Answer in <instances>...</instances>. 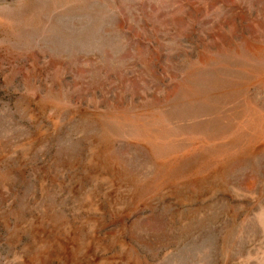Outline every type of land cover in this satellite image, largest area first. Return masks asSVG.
<instances>
[{
	"label": "rangeland",
	"instance_id": "rangeland-1",
	"mask_svg": "<svg viewBox=\"0 0 264 264\" xmlns=\"http://www.w3.org/2000/svg\"><path fill=\"white\" fill-rule=\"evenodd\" d=\"M0 264H264V0H0Z\"/></svg>",
	"mask_w": 264,
	"mask_h": 264
}]
</instances>
